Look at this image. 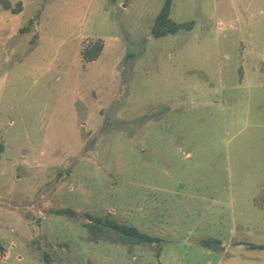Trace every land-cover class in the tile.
<instances>
[{"label":"rangeland","instance_id":"rangeland-1","mask_svg":"<svg viewBox=\"0 0 264 264\" xmlns=\"http://www.w3.org/2000/svg\"><path fill=\"white\" fill-rule=\"evenodd\" d=\"M10 1L0 264H264V0H174L194 27L162 38L166 0ZM87 213L162 243L89 242Z\"/></svg>","mask_w":264,"mask_h":264},{"label":"trees","instance_id":"trees-1","mask_svg":"<svg viewBox=\"0 0 264 264\" xmlns=\"http://www.w3.org/2000/svg\"><path fill=\"white\" fill-rule=\"evenodd\" d=\"M2 6L6 10H11L14 13L20 12L23 9V3L19 2L13 6L10 0H0ZM174 0H166L160 10L152 28V35L155 38H162L168 35H176L181 30L191 31L194 27V22L180 24L172 19L171 12ZM104 42L97 40L90 43L82 51L84 60L89 62L97 61L103 55ZM54 213L58 216H63L69 219H80V215L69 209L56 210ZM87 222L82 224L86 232V239L89 242L98 243L106 241L113 244L124 245L132 252L138 246H156L159 247L162 240L158 237L141 232L137 228L119 223L111 216L95 217L90 214H84ZM199 244L211 251L220 253L225 250V246L219 239H203ZM252 250H264V245H248Z\"/></svg>","mask_w":264,"mask_h":264}]
</instances>
